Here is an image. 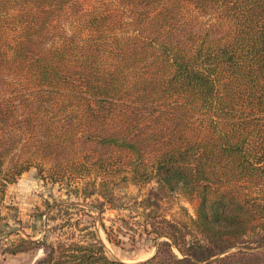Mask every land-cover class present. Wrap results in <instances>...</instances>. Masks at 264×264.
Returning <instances> with one entry per match:
<instances>
[{
    "label": "trees",
    "instance_id": "1",
    "mask_svg": "<svg viewBox=\"0 0 264 264\" xmlns=\"http://www.w3.org/2000/svg\"><path fill=\"white\" fill-rule=\"evenodd\" d=\"M121 1L147 9L132 30L90 4L66 24L79 0H0V202L31 168L70 197L101 198L98 214L114 187L154 182L144 210L176 192L194 218L153 214L156 251L135 264H264V0ZM182 8L223 34L184 45ZM79 227L68 219L53 244L21 239L8 254L128 264Z\"/></svg>",
    "mask_w": 264,
    "mask_h": 264
},
{
    "label": "rangeland",
    "instance_id": "2",
    "mask_svg": "<svg viewBox=\"0 0 264 264\" xmlns=\"http://www.w3.org/2000/svg\"><path fill=\"white\" fill-rule=\"evenodd\" d=\"M89 4L92 7H103L105 11L102 12L109 16L115 30L119 26L132 30L135 28L137 15L147 10L121 0H79L68 9L65 23H68V19H77L76 12L83 13L89 8ZM179 25L182 26V36L187 33L182 39L184 45L203 37L207 31L213 37L220 36L226 28L218 25V19L213 15H202L192 8H182ZM62 26L60 24L59 28ZM155 191L154 182L143 186L121 183L113 188L114 205H105L102 213L98 214L90 209L91 203L94 204L98 197L85 201L70 197L65 187L46 183L31 168L7 187L4 200L0 202V264H33L43 257L46 252L44 249L14 256L8 253L21 239H43L47 244H53L58 239L57 226L66 225L68 219L70 222L78 220L79 228L94 227L109 258L128 264L144 261L156 251L153 236L144 231L146 224L152 222L153 214L173 222H186L194 218L195 202H189L176 192L159 195L154 206L144 210V201ZM98 200L102 201L101 198ZM73 202L74 206L69 205ZM85 214H90L92 218ZM101 225L108 228L111 238L119 242L117 245L108 242ZM252 239L253 237H246L245 244H249Z\"/></svg>",
    "mask_w": 264,
    "mask_h": 264
}]
</instances>
